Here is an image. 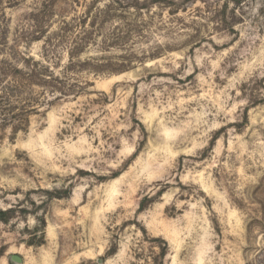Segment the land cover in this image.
Returning <instances> with one entry per match:
<instances>
[{"label": "rangeland", "instance_id": "1", "mask_svg": "<svg viewBox=\"0 0 264 264\" xmlns=\"http://www.w3.org/2000/svg\"><path fill=\"white\" fill-rule=\"evenodd\" d=\"M0 264H264V0H0Z\"/></svg>", "mask_w": 264, "mask_h": 264}, {"label": "water", "instance_id": "2", "mask_svg": "<svg viewBox=\"0 0 264 264\" xmlns=\"http://www.w3.org/2000/svg\"><path fill=\"white\" fill-rule=\"evenodd\" d=\"M13 260L16 261V262H19L20 261V259L17 258V257H13Z\"/></svg>", "mask_w": 264, "mask_h": 264}, {"label": "trees", "instance_id": "3", "mask_svg": "<svg viewBox=\"0 0 264 264\" xmlns=\"http://www.w3.org/2000/svg\"><path fill=\"white\" fill-rule=\"evenodd\" d=\"M4 120H5V119H4ZM4 120H3V121L1 120V121L4 122ZM2 122H1V123H2Z\"/></svg>", "mask_w": 264, "mask_h": 264}]
</instances>
